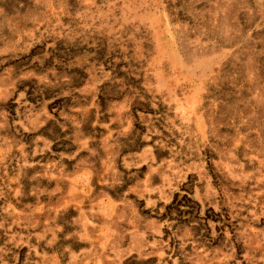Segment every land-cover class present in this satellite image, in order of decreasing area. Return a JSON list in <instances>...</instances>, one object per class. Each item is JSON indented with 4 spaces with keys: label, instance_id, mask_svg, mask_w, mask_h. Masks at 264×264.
<instances>
[{
    "label": "rangeland",
    "instance_id": "374dc122",
    "mask_svg": "<svg viewBox=\"0 0 264 264\" xmlns=\"http://www.w3.org/2000/svg\"><path fill=\"white\" fill-rule=\"evenodd\" d=\"M0 264H264V0H0Z\"/></svg>",
    "mask_w": 264,
    "mask_h": 264
}]
</instances>
